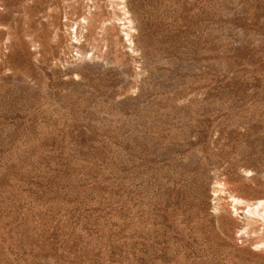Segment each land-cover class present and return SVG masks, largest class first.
Returning a JSON list of instances; mask_svg holds the SVG:
<instances>
[{
  "label": "rangeland",
  "instance_id": "rangeland-1",
  "mask_svg": "<svg viewBox=\"0 0 264 264\" xmlns=\"http://www.w3.org/2000/svg\"><path fill=\"white\" fill-rule=\"evenodd\" d=\"M263 207L264 0H0V264H264Z\"/></svg>",
  "mask_w": 264,
  "mask_h": 264
},
{
  "label": "bare ground",
  "instance_id": "bare-ground-1",
  "mask_svg": "<svg viewBox=\"0 0 264 264\" xmlns=\"http://www.w3.org/2000/svg\"><path fill=\"white\" fill-rule=\"evenodd\" d=\"M237 203H238V200H235ZM263 203H259L258 205L256 206H249L248 208V213L250 215H260L259 213V210H260V207H262ZM264 208V207H263Z\"/></svg>",
  "mask_w": 264,
  "mask_h": 264
}]
</instances>
